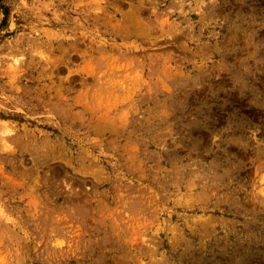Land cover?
I'll return each mask as SVG.
<instances>
[{
    "label": "rangeland",
    "instance_id": "obj_1",
    "mask_svg": "<svg viewBox=\"0 0 264 264\" xmlns=\"http://www.w3.org/2000/svg\"><path fill=\"white\" fill-rule=\"evenodd\" d=\"M0 264H264V0H1Z\"/></svg>",
    "mask_w": 264,
    "mask_h": 264
},
{
    "label": "trees",
    "instance_id": "obj_2",
    "mask_svg": "<svg viewBox=\"0 0 264 264\" xmlns=\"http://www.w3.org/2000/svg\"><path fill=\"white\" fill-rule=\"evenodd\" d=\"M0 2H1V0H0Z\"/></svg>",
    "mask_w": 264,
    "mask_h": 264
}]
</instances>
